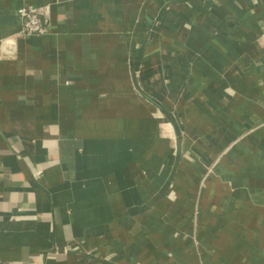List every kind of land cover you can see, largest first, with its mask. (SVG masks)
Listing matches in <instances>:
<instances>
[{"label": "crops", "instance_id": "0c3cea01", "mask_svg": "<svg viewBox=\"0 0 264 264\" xmlns=\"http://www.w3.org/2000/svg\"><path fill=\"white\" fill-rule=\"evenodd\" d=\"M0 264H264V0H0Z\"/></svg>", "mask_w": 264, "mask_h": 264}, {"label": "built area", "instance_id": "2783aa9c", "mask_svg": "<svg viewBox=\"0 0 264 264\" xmlns=\"http://www.w3.org/2000/svg\"><path fill=\"white\" fill-rule=\"evenodd\" d=\"M43 15H49V10L39 9L37 7H23L18 11L21 21L20 37H42L48 34L49 26Z\"/></svg>", "mask_w": 264, "mask_h": 264}, {"label": "rangeland", "instance_id": "374dc122", "mask_svg": "<svg viewBox=\"0 0 264 264\" xmlns=\"http://www.w3.org/2000/svg\"><path fill=\"white\" fill-rule=\"evenodd\" d=\"M139 90V89H138ZM144 96V95H143ZM145 98H146V101H147V103L149 104V106L151 107V108H153L154 110L155 109H159V110H162L164 113H169V112H167L165 109H166V107L165 108H163L162 107V105L159 103V102H157V101H155V99L153 98H151V97H149L148 95H146V96H144Z\"/></svg>", "mask_w": 264, "mask_h": 264}]
</instances>
